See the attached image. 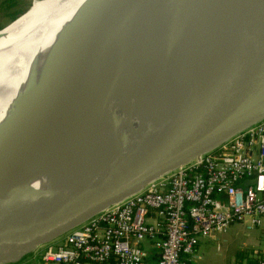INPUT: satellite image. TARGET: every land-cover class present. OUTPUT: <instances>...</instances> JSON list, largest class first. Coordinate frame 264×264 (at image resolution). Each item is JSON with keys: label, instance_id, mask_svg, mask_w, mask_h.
Here are the masks:
<instances>
[{"label": "water", "instance_id": "95a60500", "mask_svg": "<svg viewBox=\"0 0 264 264\" xmlns=\"http://www.w3.org/2000/svg\"><path fill=\"white\" fill-rule=\"evenodd\" d=\"M202 1L156 0L153 56L165 55L190 12ZM143 2L98 0L82 17L77 16L72 30L60 38L47 63L46 68L51 70L40 87L38 104L43 107L39 118H49L59 103L73 52L76 50L74 56L78 59L72 79L77 87L87 85L111 41L126 32ZM237 2L239 12L225 39L210 53L176 106L162 119L122 140L105 159L63 186L10 195L0 192V264L21 261L37 247L62 236L103 208L139 191L178 165L215 149L230 136L264 118V0ZM31 7L30 1L21 12L4 13L7 22L0 30ZM25 72L30 77V68ZM116 77L115 71H111L99 95L90 103L87 124L92 123L110 98ZM11 108L5 131L12 129L19 107L15 104ZM8 139L5 135L1 137L0 150L6 148ZM22 162L17 151L9 149L4 154L0 189L15 176Z\"/></svg>", "mask_w": 264, "mask_h": 264}, {"label": "bare ground", "instance_id": "6f19581e", "mask_svg": "<svg viewBox=\"0 0 264 264\" xmlns=\"http://www.w3.org/2000/svg\"><path fill=\"white\" fill-rule=\"evenodd\" d=\"M39 2L56 15L54 21L24 38L0 61V142L4 135L9 138L0 150V163L9 149L23 158L15 176L0 189L5 195L63 186L105 159L122 140L162 119L223 42L240 6L237 0H203L190 12L165 55L158 58L151 48L156 0H144L126 32L111 41L87 85L77 87L72 79L78 59L73 52L64 92L45 119L39 118L43 104L38 99L51 70L46 66L52 51L72 30L77 16L82 17L98 0ZM22 16L0 30V51L39 19L33 16L37 18L21 26ZM113 70L117 77L110 98L87 124L89 105ZM15 104L17 116L12 129L5 131L7 113L13 112Z\"/></svg>", "mask_w": 264, "mask_h": 264}, {"label": "built area", "instance_id": "2783aa9c", "mask_svg": "<svg viewBox=\"0 0 264 264\" xmlns=\"http://www.w3.org/2000/svg\"><path fill=\"white\" fill-rule=\"evenodd\" d=\"M263 218L264 118L31 253L39 264H187L201 238Z\"/></svg>", "mask_w": 264, "mask_h": 264}, {"label": "rangeland", "instance_id": "374dc122", "mask_svg": "<svg viewBox=\"0 0 264 264\" xmlns=\"http://www.w3.org/2000/svg\"><path fill=\"white\" fill-rule=\"evenodd\" d=\"M7 1H13V3L5 7V5L9 3ZM7 1L0 0V26L7 22V18L2 16L4 13L14 11L21 12L28 6L30 1L32 2L31 10L22 16L23 18L21 20H19L22 22L20 23L21 26L29 24L37 18L32 17L30 21H27L30 15L38 16L39 19L34 22L29 30L23 34L21 33L9 45L0 51V61L6 57L11 52V50L24 38L43 29L50 22H53L54 18L52 16L55 15L43 7L39 0ZM69 1L73 2L75 0ZM35 11L36 15H34ZM40 11L43 12L39 15ZM215 237L217 238L215 239ZM207 239L212 240L207 241ZM263 247L264 218L262 219L261 226L258 227L246 229L241 223H234L230 225L223 233H219L212 238H201L197 243V247L195 246L193 249V253H195L197 257L192 259L190 258L189 261L190 264H254V259H257V253Z\"/></svg>", "mask_w": 264, "mask_h": 264}, {"label": "crops", "instance_id": "0c3cea01", "mask_svg": "<svg viewBox=\"0 0 264 264\" xmlns=\"http://www.w3.org/2000/svg\"><path fill=\"white\" fill-rule=\"evenodd\" d=\"M216 238L217 237H215V239ZM208 240L211 241L212 239H207V241ZM203 241H206V240H203ZM144 246H147V245L145 244ZM196 247H197V245H196ZM195 257H197V256L195 255V253H193L190 258L192 259V258H195ZM14 264H39V262L36 261V257L34 256V253H30L29 255L24 257L21 261H19L17 263H14Z\"/></svg>", "mask_w": 264, "mask_h": 264}, {"label": "trees", "instance_id": "16d2710c", "mask_svg": "<svg viewBox=\"0 0 264 264\" xmlns=\"http://www.w3.org/2000/svg\"><path fill=\"white\" fill-rule=\"evenodd\" d=\"M7 1V0H6ZM7 2H9V3H7L6 5H5V7H7V6H9V4H12L13 3V1H7ZM25 33V32H24ZM23 34V33H22ZM29 34V33H28ZM187 264H190V261H188L187 262ZM254 264H258V262H257V259H254Z\"/></svg>", "mask_w": 264, "mask_h": 264}]
</instances>
